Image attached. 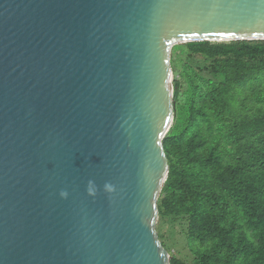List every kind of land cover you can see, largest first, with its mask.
I'll return each instance as SVG.
<instances>
[{
  "label": "water",
  "instance_id": "95a60500",
  "mask_svg": "<svg viewBox=\"0 0 264 264\" xmlns=\"http://www.w3.org/2000/svg\"><path fill=\"white\" fill-rule=\"evenodd\" d=\"M255 40L264 0H0V264H170L172 48Z\"/></svg>",
  "mask_w": 264,
  "mask_h": 264
},
{
  "label": "trees",
  "instance_id": "16d2710c",
  "mask_svg": "<svg viewBox=\"0 0 264 264\" xmlns=\"http://www.w3.org/2000/svg\"><path fill=\"white\" fill-rule=\"evenodd\" d=\"M196 57L206 66L191 68ZM170 62L158 212L184 225L192 254L170 264H264V41L177 45Z\"/></svg>",
  "mask_w": 264,
  "mask_h": 264
},
{
  "label": "rangeland",
  "instance_id": "374dc122",
  "mask_svg": "<svg viewBox=\"0 0 264 264\" xmlns=\"http://www.w3.org/2000/svg\"><path fill=\"white\" fill-rule=\"evenodd\" d=\"M204 66H206L205 59L196 57L192 62L191 68L198 69ZM157 232L170 258L175 256L184 262L191 261L192 254L186 243L185 229L182 223L173 218L158 219Z\"/></svg>",
  "mask_w": 264,
  "mask_h": 264
}]
</instances>
